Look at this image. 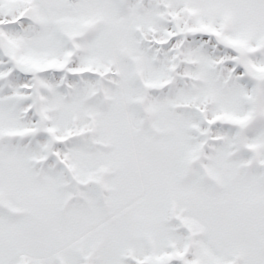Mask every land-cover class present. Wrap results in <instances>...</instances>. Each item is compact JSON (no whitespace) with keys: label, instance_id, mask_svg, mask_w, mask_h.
I'll return each instance as SVG.
<instances>
[{"label":"snow or ice","instance_id":"1","mask_svg":"<svg viewBox=\"0 0 264 264\" xmlns=\"http://www.w3.org/2000/svg\"><path fill=\"white\" fill-rule=\"evenodd\" d=\"M0 264H264V0H0Z\"/></svg>","mask_w":264,"mask_h":264}]
</instances>
